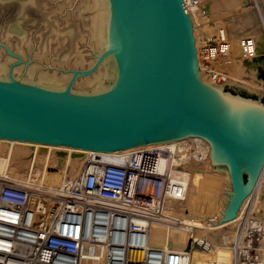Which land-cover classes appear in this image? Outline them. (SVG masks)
<instances>
[{"label":"water","instance_id":"obj_1","mask_svg":"<svg viewBox=\"0 0 264 264\" xmlns=\"http://www.w3.org/2000/svg\"><path fill=\"white\" fill-rule=\"evenodd\" d=\"M113 40L62 89L0 79V137L111 152L200 135L227 164L233 218L264 164V93L202 81L185 0H111ZM115 52L117 78L102 93L75 94L76 75ZM65 156V151H57Z\"/></svg>","mask_w":264,"mask_h":264},{"label":"bare ground","instance_id":"obj_2","mask_svg":"<svg viewBox=\"0 0 264 264\" xmlns=\"http://www.w3.org/2000/svg\"><path fill=\"white\" fill-rule=\"evenodd\" d=\"M232 1H235L238 7H227L230 10L234 8L240 12V16L243 18H240L243 20V27L241 30L238 29L239 33H233V41L232 39L231 41L229 40L225 27L219 26L215 29V34H223L227 40V47L222 55L226 56V66L221 68L222 65L216 62L220 57H215L214 54L210 53L208 55L207 51L210 49L206 50V48H202V35L197 26L199 22L198 12L205 19L207 16L206 12H208L205 10L212 9L215 3L214 5L213 2L209 3V0H199L198 2L186 0L187 12L191 15L193 24L198 69L201 72V77L203 75V82L226 84L234 81L246 84L248 85L247 87L258 89L261 85L259 86L257 85L258 83L246 80L245 75L248 69L250 76L255 79L258 67L262 66L264 68V0H253L258 2L256 6L259 8V11L258 9L253 10L252 6L247 5L249 2L247 0H218L216 2V9L219 12V9L224 8L228 2L232 3ZM70 2L71 0L68 3ZM61 5L57 7L56 11L60 10ZM80 5L83 7H77L78 11H87L90 14L88 33L90 43L96 49L94 52L101 54L103 49L109 51L113 40L112 1L83 0ZM50 17L52 16L50 15ZM232 30L235 31V27ZM9 31L20 35L24 42L25 37L22 35L23 33L19 25H12ZM60 31L58 28L55 29L54 34H56V38L54 39H59L58 35ZM62 38L66 42L67 40L75 42V29L72 28V31H69V36L66 35ZM82 38L85 40V37L82 36ZM247 40L250 43H247ZM244 41L248 44V53L243 49ZM76 44L78 45V41ZM48 48L46 44L42 49L37 48V51L34 53L35 60L28 64L24 70L25 77L35 82L23 81L15 77L13 73L14 65H11L8 71V78L11 73L15 79L27 84L48 89L64 88L66 86L64 82L72 78L73 71L71 73L72 76L69 77L67 73L59 74L57 71L52 72L37 66L49 57ZM78 52L77 46L72 58L75 67L84 65L86 61L85 56L81 52ZM70 56H63L58 60V63L61 65L67 64ZM50 64L53 65L52 62ZM91 66L89 65V67ZM101 66L104 67V71L98 73L97 71H99L98 69ZM211 69L224 74L225 82H215L211 74L207 73ZM6 70L7 65L1 63L0 72L6 73ZM21 71V68L15 69L16 74L21 73ZM117 71L116 55L115 52H111V55L107 56L103 63H100L94 71L84 75H76L72 92L77 95L90 94L83 92L86 89H93L94 92L91 93L105 92L116 81ZM79 77H81L80 81H82L76 84L79 81ZM53 84L56 86L57 84H63L64 87L54 88ZM47 85H52V87ZM0 140L2 145L0 151V182L25 187L15 183L18 181V183L27 185L25 188L31 191L29 206L34 211L40 209L41 211L48 210L58 198L65 196L63 192L65 181L69 176L75 178L78 175L84 166L87 153L93 151L80 147L5 137H0ZM154 145H171L173 147L169 172L180 180L184 189L180 195L172 192L165 197L162 214L156 215L150 212H138L142 217L133 216L132 221L136 223L137 231H140L136 233L145 238L144 249H135L129 246V233L124 232L122 234L123 238L119 240L115 247V252L123 256L124 264H139V261L144 258L146 249L161 250L168 254L177 252L182 257L181 264H249L242 261V258L239 256V248H242L244 245H248L247 247L251 251V260H256V264H264V240L259 242V245H254L250 240L249 242L245 241L248 226L253 229L251 230L254 233L253 236H264V189L260 192L264 178V164L250 188L251 191L244 197L233 218L223 219L234 197V189L231 175L227 167H225L227 164L217 162L209 157L212 150L211 142L200 135H190L111 152L128 151ZM57 151H65L66 155L60 156L57 154ZM94 152L98 153L97 151ZM10 180H15V182ZM30 186L35 188L36 191L37 188L42 187L43 189L41 190L56 192L57 195L52 197L53 203L51 206L46 207L43 200L45 198L41 199L38 195L39 193L35 192L34 189L31 190ZM258 190L259 193L253 203L256 209L251 213L249 219L246 212V216L243 218L246 205L253 199L252 197H255L254 195ZM37 197H40L38 203L35 202ZM96 202L109 209L116 207L126 210L124 207L114 206L105 201ZM253 214L255 215V219H257L255 223L251 222V220H254ZM40 215L37 217L38 224L35 225L37 228L40 227L41 220L45 219H41ZM85 224L87 226V221ZM196 229H202L201 235L198 234L197 237L194 236ZM192 238H195V241L199 245H204L205 249L197 248L194 242H191ZM251 242L252 244H250ZM110 244V240L93 241L85 238L80 256V264H105V254L111 249L109 247Z\"/></svg>","mask_w":264,"mask_h":264},{"label":"built area","instance_id":"obj_3","mask_svg":"<svg viewBox=\"0 0 264 264\" xmlns=\"http://www.w3.org/2000/svg\"><path fill=\"white\" fill-rule=\"evenodd\" d=\"M247 43L243 42V49L248 53ZM226 47L224 35H216L213 43L206 46V50L210 49L207 54L221 57ZM207 73L215 82H225L224 74L212 69ZM1 146L0 140V151ZM97 152L87 153L78 175L65 181V196L48 210L34 211L29 206V189L0 182V264H80L85 238L110 240L111 249L105 254L104 263L124 264L123 256L115 252L124 232L129 233V246L144 249L145 238L136 233L140 231L133 216L142 217L138 212L162 214L165 197L172 192L180 195L184 189L169 172L173 147L154 145L115 153ZM96 201L126 210L109 209ZM39 215L45 219L37 228ZM247 246L239 248V256L256 264ZM145 251L139 264H181L182 257L177 252Z\"/></svg>","mask_w":264,"mask_h":264},{"label":"rangeland","instance_id":"obj_4","mask_svg":"<svg viewBox=\"0 0 264 264\" xmlns=\"http://www.w3.org/2000/svg\"><path fill=\"white\" fill-rule=\"evenodd\" d=\"M82 1L83 0H71V2L68 3L69 0H0V64L4 63L7 65L6 73L0 72V79L2 80L7 79L8 71L11 65H14L13 73L15 77L23 81H30L28 80V78L25 77L24 70L28 66V64H30L35 60L34 53L37 51V48L42 49L45 46V44L48 45L49 47L47 49L49 57H47V59H44L42 63L39 65H37L38 63H34L37 66H39V68L50 70L52 72L57 71L59 74L67 73V75L70 77L72 76L71 73L73 69L75 68L85 69L88 68L89 65H92L97 60L96 58L97 54L94 52L96 51V49L90 43V39H89L88 28L90 22L88 20L90 19V14L87 11H80V10L78 11L79 6H82L80 5ZM209 1H210L209 3L213 2V5L215 3L212 9L205 10L209 12V15L207 16L204 15L206 16V18L203 19V16L200 15L201 13L198 12L199 22L197 23V26L202 35V48H206L208 44L213 43V39L217 35L215 34V29H217L219 26L226 28L227 35L230 41L231 39L232 41L234 40L232 37L233 33L234 34L239 33L238 29L241 30L243 27L242 26L243 18L240 16V12L234 8L230 10L229 7H227V6L238 7L236 6L238 4L235 1H232L233 4L228 2L227 5L224 6V8L219 9V12L218 9H216V2L218 0L217 1L209 0ZM247 1L249 2L248 3L245 2V3H247V5L252 6L253 10L258 9L259 11V8L256 6L258 2L253 0H247ZM60 4H62L60 6V10L56 11L57 7ZM82 13L84 14L82 15ZM50 15L52 17H50ZM15 24L20 26L21 31L23 33L22 35H24L25 37L24 42L22 41V37L20 35H17L16 33H12L9 31V29H11V26ZM233 27H235V31L232 30ZM57 28L61 30L60 34L58 33L59 39H54L56 38L55 37L56 34H54V31ZM72 28L75 29L76 40L75 42H73V40L72 41L67 40L66 42V40L63 39L62 37L66 35L69 36V31L70 30L72 31ZM82 36L85 37V40L83 38H82L83 40L81 39ZM77 41H78V45L76 44ZM77 46H78V51L85 56L86 61L84 62V65H78L75 67L72 58L74 57V51L76 50ZM67 55L69 56L71 55L68 58L69 61L67 62V64H62V65L59 64L58 60L61 59L63 56H67ZM225 58L226 56L224 55L216 61L220 65H222L221 68L226 66ZM51 62L54 66L50 64ZM17 68H21L22 70L21 73L19 74L15 73V69ZM103 69L104 67L101 66L98 69L99 71L97 72L98 73H100L101 71L103 72L104 71ZM246 73H247L245 75L246 80L258 83L257 85L259 86L261 85V87L258 89L254 87L252 88L264 93V68L262 66L258 67V73L255 79H253V77L250 76L248 69L246 70ZM80 79L81 77L78 78L79 81H77L76 84H79L82 81V80L80 81ZM30 82H35V81L33 80ZM64 83L63 84L66 85L68 83V80ZM63 84H57V86L53 84V87L62 88L64 87ZM242 85L245 86L246 84H242ZM47 86L52 87V85H47ZM83 92L91 93L94 91L93 89H86ZM69 177L72 178L71 176ZM12 182H15V180H13ZM15 183L25 187L27 186L23 183L20 182L18 183V181H16ZM31 188L32 186H30V189ZM33 189L35 192L39 193L38 195L41 197V199L45 198L43 200L46 207L51 206V204L53 203L52 197L54 195L55 196L57 195L56 192L49 190H41L43 189L42 187L37 188V191L35 188H32L31 190ZM262 189H264V178L262 181V188L260 187V192L262 191ZM258 193L259 190L254 195L255 197H252L253 199H251L246 205L243 212V218L244 216L247 215L249 219V217H251L250 216L251 213L256 209L253 203L254 200L257 198ZM40 197L36 198L35 200L36 203L39 202ZM245 212L247 213L246 215ZM252 217L254 220H251V222L255 223V221H257V219H255V215L253 214ZM251 230L253 229H251V227L248 226L247 233L245 236V241L247 242V239L248 240L252 239L254 240L253 242L254 245H259V242L264 240V236L260 235L255 237L253 236L254 233H252L253 231ZM201 231L202 229H196L194 236L197 237L198 234L201 235ZM191 242H194L197 248L205 249L204 245H199L198 242L195 241V238H192Z\"/></svg>","mask_w":264,"mask_h":264}]
</instances>
